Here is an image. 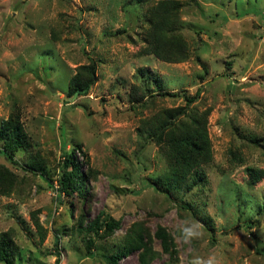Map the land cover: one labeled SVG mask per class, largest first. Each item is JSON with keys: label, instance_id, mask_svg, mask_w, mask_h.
I'll return each mask as SVG.
<instances>
[{"label": "rangeland", "instance_id": "374dc122", "mask_svg": "<svg viewBox=\"0 0 264 264\" xmlns=\"http://www.w3.org/2000/svg\"><path fill=\"white\" fill-rule=\"evenodd\" d=\"M160 1L0 0V125L19 112L30 142L17 167L0 138V168L13 188L0 195V238L9 236L13 264H108L105 256L142 231L155 254L149 264H264V179L250 187L245 172L264 170V0H172L182 5L178 33L189 55L180 63L139 55ZM92 62L96 84L67 97L77 68ZM138 69L156 73L162 90ZM197 90L188 108L209 110L213 161L203 168L205 191L186 201L194 213L155 188L166 166L148 133ZM77 144L93 189L85 199L57 191L63 153ZM230 150L244 164L230 162ZM100 213L120 227L95 238L88 254L81 232ZM185 228L197 235L185 240ZM118 264H141L139 252Z\"/></svg>", "mask_w": 264, "mask_h": 264}, {"label": "trees", "instance_id": "16d2710c", "mask_svg": "<svg viewBox=\"0 0 264 264\" xmlns=\"http://www.w3.org/2000/svg\"><path fill=\"white\" fill-rule=\"evenodd\" d=\"M135 6L145 2V0H131ZM181 4L177 1H160L155 7L150 9V16L147 18L149 29L144 38L146 46L140 56L152 55L156 59L165 63H180L185 61L189 55L185 42L179 36L178 30L182 27L177 20ZM138 74L145 80L151 81L155 87L161 89V82L156 73L149 69H138ZM97 68L95 63L83 65L77 68L76 74L70 79L67 90V97L83 95L97 82ZM203 79V78H202ZM200 90L194 96L184 92V107L169 109L159 115L155 125L150 128L149 137L155 139L165 160V172L158 177L155 188L170 196H180L181 202L189 209H197L194 204H188L187 200L197 197L205 191L209 180L204 166L213 161L212 142L208 131L209 110L203 112L190 110L188 107L194 104L200 95ZM134 101H141L144 98L134 96ZM0 138L2 140V153L7 160L15 166H19L15 161L18 154L27 153L30 142L24 129L19 112L13 113L7 120H3L0 125ZM254 145H259L257 139L251 141ZM75 149L63 153V162L56 179L57 191L60 196H78L85 199L93 190L89 187V173L85 174L83 164L76 158V152L87 154L82 150L81 144L73 145ZM230 162L244 164L239 152L230 150ZM34 160V159H33ZM28 164L31 169H40V174L45 177V172L41 163L36 161ZM33 162V163H32ZM88 163V162H87ZM247 183L250 187L256 186L264 179V170L257 168H245ZM7 173V172H6ZM3 168H0V195H9L12 191V183L4 181L7 179ZM186 209V208H185ZM120 227V222L113 220L110 216L103 219L100 213L86 225L82 230L84 242L88 254L92 253L95 247L94 240L104 234L114 233ZM82 229V227H81ZM101 232V234H100ZM157 237L161 239L163 250L174 255L173 240L168 232L160 228ZM131 252H139L141 264H149V260L155 257L151 249L145 242L143 231L132 237H125L123 246L114 254L105 256L108 264H118L119 260ZM14 250L11 247V240L7 234L0 238V263L13 264ZM59 260H57V264Z\"/></svg>", "mask_w": 264, "mask_h": 264}, {"label": "clouds", "instance_id": "9594fccd", "mask_svg": "<svg viewBox=\"0 0 264 264\" xmlns=\"http://www.w3.org/2000/svg\"><path fill=\"white\" fill-rule=\"evenodd\" d=\"M183 231H184V238H185V240H188L189 238H193V237H195L197 235V233H195L190 228H185ZM209 264H216L214 257L209 260Z\"/></svg>", "mask_w": 264, "mask_h": 264}]
</instances>
